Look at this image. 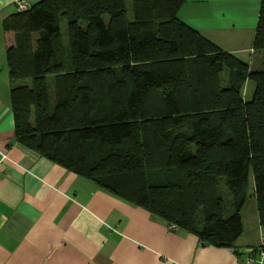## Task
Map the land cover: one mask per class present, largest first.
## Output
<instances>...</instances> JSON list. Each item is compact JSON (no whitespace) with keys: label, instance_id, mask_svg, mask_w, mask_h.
Returning <instances> with one entry per match:
<instances>
[{"label":"trees","instance_id":"trees-1","mask_svg":"<svg viewBox=\"0 0 264 264\" xmlns=\"http://www.w3.org/2000/svg\"><path fill=\"white\" fill-rule=\"evenodd\" d=\"M184 2L41 0L7 16L14 141L237 255L250 179L264 229V0L256 71L180 21Z\"/></svg>","mask_w":264,"mask_h":264},{"label":"crops","instance_id":"crops-1","mask_svg":"<svg viewBox=\"0 0 264 264\" xmlns=\"http://www.w3.org/2000/svg\"><path fill=\"white\" fill-rule=\"evenodd\" d=\"M17 1L0 0V264H246L244 253L264 236L255 204V214L240 211L236 255L169 229L14 141L2 21L17 11ZM24 1L29 7L41 0ZM259 2L185 0L176 16L256 71L261 57L251 44ZM259 264H264V248Z\"/></svg>","mask_w":264,"mask_h":264},{"label":"rangeland","instance_id":"rangeland-1","mask_svg":"<svg viewBox=\"0 0 264 264\" xmlns=\"http://www.w3.org/2000/svg\"><path fill=\"white\" fill-rule=\"evenodd\" d=\"M60 38L62 40L63 43L66 42L67 40V36H66V28H65V22H60ZM26 84L28 83V81H25ZM253 83H251L250 81H246L243 85V90H242V97L244 100H249V98L251 97V93L253 90ZM249 186L250 189L248 190V197L246 199V202L242 208L241 214L244 216H248V214L250 213L255 214V210H254V201L253 198L251 197V187H252V181L251 179L249 180ZM218 191L220 195H223V193H225V189L223 186V179H220L219 184H218ZM225 209H228V207L226 206ZM228 212L230 213V210H228ZM227 215V211H225L224 216ZM264 234V229L262 228V231H260Z\"/></svg>","mask_w":264,"mask_h":264},{"label":"built area","instance_id":"built-area-1","mask_svg":"<svg viewBox=\"0 0 264 264\" xmlns=\"http://www.w3.org/2000/svg\"><path fill=\"white\" fill-rule=\"evenodd\" d=\"M15 4L17 11H24L25 9L28 8V4L24 0H18L17 2H15ZM168 228L172 230L176 229V227L173 224H169ZM263 246H264V236H261L259 247H263ZM262 255H263V248H258L256 250L248 249L244 253V262L246 264H259Z\"/></svg>","mask_w":264,"mask_h":264}]
</instances>
